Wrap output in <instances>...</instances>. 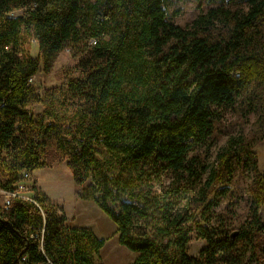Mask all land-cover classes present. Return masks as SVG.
I'll list each match as a JSON object with an SVG mask.
<instances>
[{
	"label": "trees",
	"instance_id": "trees-1",
	"mask_svg": "<svg viewBox=\"0 0 264 264\" xmlns=\"http://www.w3.org/2000/svg\"><path fill=\"white\" fill-rule=\"evenodd\" d=\"M167 1L0 0V191L19 193L55 144L76 185L88 184L79 197L137 254L131 264H264V0H222L189 27L168 20ZM65 50L78 65L37 94L31 79ZM229 110L255 118L248 133L228 135ZM225 136L207 166L201 149ZM237 172L252 174L246 199ZM165 173L174 182L159 190ZM27 191L0 202V264H97L106 240ZM221 200L228 213L246 202L240 228L227 214L212 224ZM193 233L206 242L196 257Z\"/></svg>",
	"mask_w": 264,
	"mask_h": 264
},
{
	"label": "rangeland",
	"instance_id": "rangeland-1",
	"mask_svg": "<svg viewBox=\"0 0 264 264\" xmlns=\"http://www.w3.org/2000/svg\"><path fill=\"white\" fill-rule=\"evenodd\" d=\"M238 2L239 0L233 1V3ZM221 4L222 0H168L165 4V9L170 22L180 27H189L198 16L205 14L211 8L221 6ZM37 53V45L36 43H32L30 45V54L36 57ZM77 65L78 58L69 50H65L59 55L50 73L41 70L31 79L30 84L36 90L37 94L43 96L48 90L60 86L65 76ZM31 108L36 116H41L45 110L43 104H34ZM225 120L229 127L228 135H238L242 131L248 133L255 118H241L235 110H229L226 112ZM227 138L228 136H225L217 145L218 147H213L210 150H206V147L201 149L200 155L203 163L207 166L214 163L218 148L225 143ZM256 151L260 171L264 173V141L257 145ZM46 163L47 167L31 175L30 187L26 189L36 185L64 211L69 225L79 228H90L96 236L106 240V244L101 250L100 255L95 257L97 264H131L136 259L137 254L119 244L115 224L99 209L96 203L83 200L79 197V193L86 190L88 184L82 187L76 185L66 165L65 158L59 153L55 144L48 148ZM174 178L175 176L173 174L165 173L162 177V185L159 187V190L171 186ZM235 178L238 179L239 185L243 190L244 198L246 199L248 187L252 181V174L246 173L242 175L237 172ZM185 185V183L182 184L181 189L184 190ZM19 191L17 193L18 195L29 198L33 197L30 191L25 192V189L23 190L21 188ZM185 197L188 198L187 196ZM7 199L8 195L0 191V202L4 204ZM232 204L235 205L233 213H228L225 209L227 207V201H219V205L213 215V225L220 226L223 223L221 215L227 214L226 224L237 228L242 226L248 214V205L244 200H240L238 203L232 200ZM261 218L264 220V206L261 210ZM205 246L206 242L199 239L196 233L191 234V242L188 249L190 256H198Z\"/></svg>",
	"mask_w": 264,
	"mask_h": 264
},
{
	"label": "built area",
	"instance_id": "built-area-1",
	"mask_svg": "<svg viewBox=\"0 0 264 264\" xmlns=\"http://www.w3.org/2000/svg\"><path fill=\"white\" fill-rule=\"evenodd\" d=\"M24 178H25V180L23 181V182H20L19 184H18V188H21V189H26V185H25V182H27V181H29V179H30V176L26 173L25 175H24ZM2 192V191H1ZM8 196H16V195H18V194H9V193H6ZM25 197V196H24ZM25 198H27V199H31V198H29V197H25ZM4 204L5 205H8L9 204V201H8V199L4 202Z\"/></svg>",
	"mask_w": 264,
	"mask_h": 264
},
{
	"label": "crops",
	"instance_id": "crops-1",
	"mask_svg": "<svg viewBox=\"0 0 264 264\" xmlns=\"http://www.w3.org/2000/svg\"><path fill=\"white\" fill-rule=\"evenodd\" d=\"M32 182H33V181H32ZM29 184H30V181L25 182L26 188H27V187H30ZM17 188H18V186H17Z\"/></svg>",
	"mask_w": 264,
	"mask_h": 264
}]
</instances>
